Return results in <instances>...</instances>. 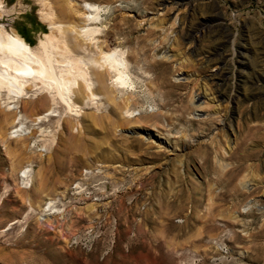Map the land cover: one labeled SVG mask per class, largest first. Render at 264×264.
<instances>
[{
  "label": "rangeland",
  "instance_id": "rangeland-1",
  "mask_svg": "<svg viewBox=\"0 0 264 264\" xmlns=\"http://www.w3.org/2000/svg\"><path fill=\"white\" fill-rule=\"evenodd\" d=\"M39 1L0 3L30 46L48 33ZM89 1L110 5L99 39L125 51L117 96L135 111L50 117L24 150L0 107V264H264V0ZM28 162L42 185L22 187ZM186 191L192 219L147 216Z\"/></svg>",
  "mask_w": 264,
  "mask_h": 264
},
{
  "label": "bare ground",
  "instance_id": "bare-ground-1",
  "mask_svg": "<svg viewBox=\"0 0 264 264\" xmlns=\"http://www.w3.org/2000/svg\"><path fill=\"white\" fill-rule=\"evenodd\" d=\"M39 2L43 6L39 16L47 25L48 33L37 45L30 46L16 31L0 25V107L7 111L3 112L4 119L12 124L8 137L16 138L25 150L27 138L32 137V127L38 129L37 136L48 137L51 131L40 128V123L49 121L50 117H77L80 110L87 107L96 112L110 107V114L121 123H127L135 110H131L129 97L123 103L118 102L117 91L123 90L127 94L131 86L129 62L125 51L110 47L99 39L103 35V22L110 12V5L103 6L89 0L76 6L68 0L56 1L55 6L49 5L47 0ZM196 98L203 99L205 94L198 92ZM21 99L30 103L29 113L20 109L18 102ZM39 106L45 111L32 113ZM45 146L42 147L44 151ZM231 156L245 161L248 154L239 144ZM202 160L207 161L204 153ZM18 173L22 187H28L36 180L43 184V176L40 172L34 175L29 162ZM233 178L229 180L230 184H233ZM191 195L186 191L181 198L165 200L160 203L157 213L148 211L147 216L156 215L163 222L173 216L192 219L194 214L184 215L181 205V199L186 196L188 201ZM46 209L51 211L47 215L60 213L52 202L47 203ZM165 227L170 228V225Z\"/></svg>",
  "mask_w": 264,
  "mask_h": 264
},
{
  "label": "trees",
  "instance_id": "trees-1",
  "mask_svg": "<svg viewBox=\"0 0 264 264\" xmlns=\"http://www.w3.org/2000/svg\"><path fill=\"white\" fill-rule=\"evenodd\" d=\"M24 39V38H23ZM25 40V39H24ZM27 43H28V41L27 40H25ZM29 44V43H28ZM30 45V44H29Z\"/></svg>",
  "mask_w": 264,
  "mask_h": 264
},
{
  "label": "built area",
  "instance_id": "built-area-1",
  "mask_svg": "<svg viewBox=\"0 0 264 264\" xmlns=\"http://www.w3.org/2000/svg\"><path fill=\"white\" fill-rule=\"evenodd\" d=\"M76 184V183H75ZM75 184H74V186H75Z\"/></svg>",
  "mask_w": 264,
  "mask_h": 264
}]
</instances>
